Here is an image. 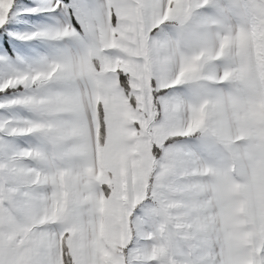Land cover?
Listing matches in <instances>:
<instances>
[{"label":"snow or ice","instance_id":"obj_1","mask_svg":"<svg viewBox=\"0 0 264 264\" xmlns=\"http://www.w3.org/2000/svg\"><path fill=\"white\" fill-rule=\"evenodd\" d=\"M0 264H264V0H0Z\"/></svg>","mask_w":264,"mask_h":264}]
</instances>
